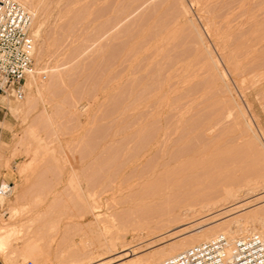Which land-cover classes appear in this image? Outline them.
Instances as JSON below:
<instances>
[{
    "label": "rangeland",
    "instance_id": "rangeland-1",
    "mask_svg": "<svg viewBox=\"0 0 264 264\" xmlns=\"http://www.w3.org/2000/svg\"><path fill=\"white\" fill-rule=\"evenodd\" d=\"M236 1L20 3L33 71L23 99H2L13 137L0 148L12 183L0 264H55L64 249L71 264H118L130 250L157 264L245 216L258 224L264 191L245 181L264 170V0ZM226 176L230 196L217 188ZM168 181L196 190L163 195ZM92 200L117 238L95 254L89 238L106 239Z\"/></svg>",
    "mask_w": 264,
    "mask_h": 264
},
{
    "label": "built area",
    "instance_id": "built-area-1",
    "mask_svg": "<svg viewBox=\"0 0 264 264\" xmlns=\"http://www.w3.org/2000/svg\"><path fill=\"white\" fill-rule=\"evenodd\" d=\"M32 22V14L20 3L0 0V98L19 101L25 95L26 78L33 71ZM10 191L9 185L0 184L1 195ZM158 264H264V242L254 233L235 239L218 235Z\"/></svg>",
    "mask_w": 264,
    "mask_h": 264
},
{
    "label": "bare ground",
    "instance_id": "bare-ground-1",
    "mask_svg": "<svg viewBox=\"0 0 264 264\" xmlns=\"http://www.w3.org/2000/svg\"><path fill=\"white\" fill-rule=\"evenodd\" d=\"M15 1H17L18 3H22V4H25V2H26V0H15ZM111 1V0H110ZM121 1V0H120ZM238 1V0H237ZM236 1V2H237ZM226 4V3H225ZM28 7H29V5H27ZM117 6V5H116ZM232 6V5H231ZM23 7H25V6H23ZM232 8V7H231ZM250 8H251V6H250ZM223 9V8H222ZM110 10V9H109ZM234 10H236V9H234ZM69 11V10H68ZM68 13V12H67ZM206 14V13H205ZM254 14V13H253ZM71 15V14H70ZM225 16H227V15H225ZM212 17V16H211ZM229 17V16H228ZM117 19V18H116ZM111 20V19H110ZM225 21V20H224ZM252 21V20H251ZM232 22V21H231ZM238 22V21H237ZM105 25V24H104ZM206 25V24H205ZM208 25V24H207ZM233 25V24H232ZM103 26V25H102ZM122 26V25H121ZM107 27V26H106ZM114 27V26H113ZM120 27V26H119ZM234 29V28H233ZM116 30V29H115ZM103 32V31H102ZM116 32H117V30H116ZM106 33V32H105ZM102 35V34H101ZM118 35V34H117ZM241 35V34H240ZM101 37V36H100ZM239 37V36H238ZM230 39V38H229ZM257 43V42H256ZM262 45V44H261ZM240 47V46H239ZM117 48V47H116ZM253 49V48H252ZM231 50V49H230ZM247 53V52H246ZM73 54H75V53H73ZM69 55V54H68ZM242 56V55H241ZM117 60V59H116ZM109 61V60H108ZM118 70V69H117ZM121 71V70H120ZM31 72V71H30ZM30 72L28 73V76L30 75ZM117 73V72H116ZM63 77V76H62ZM64 83V82H63ZM90 83V82H89ZM70 85V84H69ZM89 85V84H88ZM56 86V85H55ZM51 88V87H50ZM55 88V87H54ZM58 89V88H57ZM64 91V90H63ZM117 93V92H116ZM57 95V94H56ZM61 96V95H60ZM112 99V98H111ZM116 104V103H115ZM54 106V105H53ZM55 120V119H54ZM257 122V121H256ZM63 123V122H62ZM258 126V125H257ZM57 127V126H56ZM259 129V128H258ZM41 130V129H40ZM149 130V129H148ZM153 130V129H152ZM166 133V132H165ZM49 134V133H48ZM170 134H171V132H170ZM145 135V134H144ZM153 135V134H152ZM167 135V134H166ZM165 135V136H166ZM175 135V134H174ZM185 135V134H184ZM258 135V134H257ZM37 136V135H36ZM35 136V137H36ZM151 136V135H150ZM143 138V137H142ZM260 140H261V142H262V146H264V139L262 138V136L260 135V138H259ZM137 140V139H136ZM52 142V141H51ZM33 143V142H32ZM143 144V143H142ZM250 144V143H249ZM261 144V143H260ZM190 148V146L188 147V149ZM264 148V147H263ZM53 149V148H52ZM195 149H196V147H195ZM172 150V149H171ZM186 150H187V148H186ZM242 151H244V150H242ZM247 151H249V152H251L252 150H247ZM174 153V152H173ZM216 155V154H215ZM238 155V154H237ZM249 155V154H248ZM176 156V155H175ZM182 156V155H181ZM184 156V155H183ZM239 156H240V153H239ZM235 157V156H234ZM238 157V156H237ZM243 157V156H242ZM74 158V157H73ZM236 158V157H235ZM243 158H245V157H243ZM242 158V159H243ZM188 159V158H187ZM239 159V158H238ZM71 160V159H70ZM217 160V159H216ZM123 161V160H122ZM224 161V160H223ZM223 161H219V162H216L218 165H222L223 164ZM237 161H239V160H237ZM240 161H241V159H240ZM213 162V161H212ZM238 164V163H237ZM240 164V163H239ZM213 165V164H212ZM26 166H27V164L26 165H24V166H22L21 167V170L20 171H24L25 170V168H26ZM262 169V168H261ZM220 170V169H219ZM249 171V170H248ZM253 171V170H252ZM260 171V170H259ZM258 170H257V173H253L254 175H253V178L251 179L250 178V180H248V179H246V184L249 186V183L250 182H252L255 186L257 185H260V188L262 189L263 188V191H264V173H261V172H263L264 170H262V171H260L259 172ZM208 172V171H207ZM250 172V171H249ZM252 172H250V173H248V174H251ZM214 174V173H213ZM247 174V173H246ZM183 175V174H182ZM177 176V175H176ZM181 176V175H180ZM189 176H191V175H189ZM211 176V175H210ZM179 177V176H178ZM223 177V176H222ZM227 177V176H226ZM249 177H252V175L251 176H249ZM175 178V177H174ZM196 178V177H195ZM234 178V177H233ZM233 178H231V177H227V178H224V180L222 179L219 183H218V181L216 182V183H218L217 184V186L219 185V187H217V188H221L222 189V192H223V194H224V196H230V195H232L233 194V192H235L236 190H235V188H233L231 185H229L230 183H231V180L233 179ZM244 178H247V177H244ZM181 179V178H180ZM182 180V179H181ZM217 180V179H216ZM220 180V179H219ZM185 181V180H184ZM188 181V180H187ZM171 182V181H170ZM164 183V182H163ZM167 183H169V181L167 182ZM191 183V182H190ZM189 182H186V184L184 183L183 185H181V186H179V184H176L175 182H171V183H169V185L171 184V186L172 187H163L162 189H166L167 190V192L166 193H163V195H166L167 193H171V191H172V189H175V190H179L180 191V189L181 188H183V189H186L187 191H188V189L189 190H193V189H195V185H191ZM216 183H213V184H215V185H212L213 187L214 186H216ZM232 183H233V181H232ZM243 183V182H242ZM7 185H9V184H6V183H3L2 184V186H7ZM10 186V190L12 189V187H11V185H9ZM164 186V185H163ZM251 186H253V185H251ZM158 187V186H157ZM161 187V186H160ZM194 187V188H193ZM259 187V186H258ZM215 189H217L216 187H214ZM252 188V187H251ZM159 189V188H158ZM161 189V190H162ZM182 190V189H181ZM196 190V189H195ZM200 190V189H199ZM170 191V192H169ZM183 191H185V190H183ZM163 192V191H162ZM194 192V191H193ZM180 193V192H179ZM178 193V194H179ZM185 193H187V192H185ZM185 193H183V194H185ZM173 193H171V195H172ZM177 194V193H176ZM191 194V193H190ZM203 194H205V193H203ZM215 194V193H214ZM180 195H181V193H180ZM186 195V194H185ZM184 195V196H185ZM0 196H4V195H1L0 194ZM223 196V197H224ZM183 197V196H182ZM202 197V196H201ZM204 197V196H203ZM190 198V197H189ZM92 199V198H91ZM186 199V198H185ZM226 199V198H225ZM175 200V199H174ZM199 200V199H198ZM178 203V202H177ZM179 204V203H178ZM182 204V203H181ZM211 204V203H210ZM68 205V204H67ZM87 206V205H86ZM71 207V206H70ZM207 207V206H206ZM193 207L192 206H188L187 207V209H192ZM204 208H205V206H204ZM73 209V208H72ZM100 209V206L95 202V201H93L92 200V202L91 203H88V211L94 216V219H95V223H97V224H99V223H102V228H101V236L102 237H104L105 239H106V243H100L101 241L99 240L98 241V239H94V238H89V239H91V241H90V246H89V252L90 253H92V254H95L97 251H98V249H102V247H112V246H114V240H116L117 238H116V236H113V237H111V236H109V233L112 231V230H110V229H114V226L113 225H108L107 223H103V221L99 218V215H98V210ZM202 209V208H201ZM75 210V209H74ZM69 211V210H68ZM71 211V210H70ZM100 211V210H99ZM72 212V211H71ZM233 212V211H232ZM89 214V213H88ZM87 214V215H88ZM262 217L261 218H259V216L257 217V220L259 221L258 222V224H256V223H254V219H256V217H253L252 215L251 216H245L244 217V220L242 221V222H238V221H234L235 222V225H234V227H235V229L234 230H229V228L228 227H226V226H221V227H219V229H218V231H219V234L218 235H224V236H226L227 238H229V239H235L236 237L238 238L239 236H240V234H241V236L240 237H243V236H245V235H247V234H250V233H254V234H257V235H259L260 236V238L262 239V241L264 242V210H263V213H262ZM69 217V216H68ZM80 218H82V216L80 217ZM79 218V219H80ZM128 218H130L129 216H128ZM121 219V218H120ZM119 219V220H120ZM123 219V218H122ZM134 219V218H133ZM238 220V219H237ZM105 221H107V220H105ZM133 222V221H132ZM134 223V222H133ZM136 223V222H135ZM139 223V222H138ZM233 223V222H232ZM231 223V224H232ZM249 223H254L253 224V228H252V230L249 232V228H248V225H249ZM255 225H257L258 226V228H255ZM97 226V225H96ZM120 226V225H119ZM86 227V226H85ZM69 228V227H68ZM72 228H73V226H72ZM79 228V227H78ZM92 228H94V227H92ZM120 228V227H119ZM84 229V228H83ZM89 229V228H88ZM95 229V228H94ZM94 229H91L89 232H90V234L89 233H87V234H89V236L91 235V233H96V231L94 230ZM0 230H3V228L2 227H0ZM79 230H80V228H79ZM87 230V229H86ZM97 230V229H96ZM115 231H116V228H115ZM83 232V233H82ZM82 232H81V235H85L84 234V231L82 230ZM1 233V232H0ZM86 233V232H85ZM80 234V233H79ZM97 235V234H96ZM115 235H117V232H115ZM209 235V234H208ZM218 235H216V236H218ZM75 236V238H79L78 236L76 237V235H74ZM86 236V235H85ZM206 237H204V236H200V237H203V239L201 238L200 240H202L203 242H206V241H209V240H211V239H213V238H209V237H212V236H207V235H205ZM215 236V237H216ZM98 237V236H97ZM99 238H100V236H99ZM72 240V239H71ZM80 240V239H79ZM86 241V240H85ZM188 241V240H187ZM190 241H191V244H190V246L188 245L187 247H191V246H193V243H194V239L193 240H189L188 241V243H190ZM197 241V240H196ZM198 241H199V239H198ZM79 241H74L73 240V242H72V244L70 245L71 247H73L74 248V246H79V244H77ZM89 243V242H88ZM200 243H202V242H200ZM82 244V243H81ZM187 244V243H186ZM195 245L197 244V243H194ZM199 244V243H198ZM0 245H2V243H1V236H0ZM66 245V244H65ZM69 246V247H70ZM84 246V245H83ZM86 246V245H85ZM182 247H184L185 246V244H183V245H181ZM68 247V248H69ZM186 247V246H185ZM78 248V247H77ZM187 249V248H186ZM65 250V249H64ZM64 250H62V252H61V255H60V258L55 262V264H71L72 263V260H66V261H64V258H63V256L65 255V251ZM179 252H177L176 254H178V253H180L181 251H183V250H185V248L184 249H180V247H179V249H177ZM60 252V251H59ZM76 252H78L77 250H76ZM62 253H63V255H62ZM66 254H67V252H66ZM176 254H174V255H176ZM99 255V254H98ZM172 254H169V256L167 257V258H169V257H172V256H174V255H172ZM62 256V257H61ZM122 257H121V259H123V258H125V260H121L120 261V263H118V264H154V262H156V260H149V259H147V260H145L144 258L142 259V258H140L139 256H136V252L135 251H133V250H130L129 252H125V253H123L122 255H121ZM66 257V256H65ZM149 257V256H148ZM119 259H120V257H119ZM118 259V260H119ZM166 259V258H165ZM164 260V259H163ZM161 262V261H160ZM160 262H158V263H160ZM157 263V264H158Z\"/></svg>",
    "mask_w": 264,
    "mask_h": 264
},
{
    "label": "crops",
    "instance_id": "crops-1",
    "mask_svg": "<svg viewBox=\"0 0 264 264\" xmlns=\"http://www.w3.org/2000/svg\"><path fill=\"white\" fill-rule=\"evenodd\" d=\"M2 99L3 98H0V148H2L4 145L9 144L13 137L12 129L8 128V126L10 127L12 123L10 118H8L7 108L5 107ZM10 175V172L0 168V182H2L0 184L2 185L3 183H7L9 185H12V183H10L9 181Z\"/></svg>",
    "mask_w": 264,
    "mask_h": 264
}]
</instances>
